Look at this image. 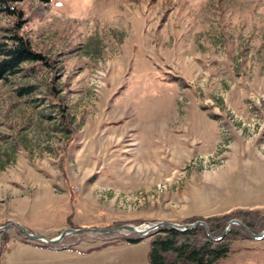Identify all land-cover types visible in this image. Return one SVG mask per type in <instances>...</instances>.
I'll return each mask as SVG.
<instances>
[{
  "label": "rangeland",
  "instance_id": "rangeland-1",
  "mask_svg": "<svg viewBox=\"0 0 264 264\" xmlns=\"http://www.w3.org/2000/svg\"><path fill=\"white\" fill-rule=\"evenodd\" d=\"M0 13L44 61L0 81V227L204 226L179 236L264 264V0H25ZM1 54V52H0ZM1 58V56H0ZM24 89H29L25 92ZM141 237L75 233L58 245L0 232V264H150ZM186 251V254H183ZM188 251V253H187Z\"/></svg>",
  "mask_w": 264,
  "mask_h": 264
},
{
  "label": "trees",
  "instance_id": "trees-1",
  "mask_svg": "<svg viewBox=\"0 0 264 264\" xmlns=\"http://www.w3.org/2000/svg\"><path fill=\"white\" fill-rule=\"evenodd\" d=\"M25 0H0V13L11 14L12 9L10 8L12 3L24 2ZM0 47V81L6 80L8 77H13L21 68L23 64L41 62L45 59L39 56L31 48V45L24 41L21 37H14L12 40V46L7 47L2 45ZM29 89H24L28 92ZM159 233H166L165 237L154 240L150 243L149 263L150 264H163L165 254L174 252L175 241L181 236L189 235L192 233L191 230L179 231L171 228H164ZM142 241V237L139 239L128 240L129 244H137ZM192 251L189 252L188 259L190 264H219V261L228 257L229 248L223 245H216L213 247V242L208 241L206 244L199 246H192ZM188 253V251H187ZM186 254V251H183ZM187 255V254H186Z\"/></svg>",
  "mask_w": 264,
  "mask_h": 264
},
{
  "label": "water",
  "instance_id": "water-1",
  "mask_svg": "<svg viewBox=\"0 0 264 264\" xmlns=\"http://www.w3.org/2000/svg\"><path fill=\"white\" fill-rule=\"evenodd\" d=\"M234 224L241 225V223L238 222V221H236V220L230 221L229 224H228V226L226 227V229H224L223 235L221 237H218V238H215V239H213V237L211 236V234H209V232H208V230H209L208 229V226L204 222H201L200 224L197 223L195 225H191V226H187V227H185L184 225H178V224H174V223L171 224V223H165V222H163V223H159V225L147 227L144 230L143 229H139V228L134 227V226L129 227L128 225L121 226V227H117V229L113 228V229H107V230H103V231H101L99 229H89V230H87V229H81V230H75V231L73 229H66L65 231H63L61 233L60 236H58L57 238H55L53 240H50L48 238H45L44 236L31 235L30 233H28V231L24 227H22L20 225L18 226V225L14 224V223L7 224V225H5L4 228L0 227V232H2V231L5 232V230H7L8 227H10V226L13 225V226H16L17 228H21L22 231L24 232V234L26 235L25 237H27V239H29L31 241H34V240L37 241L38 240V241H43L46 244L48 243V244H52V245H58V244H61V242L64 240L63 238L66 235H68V234H73L74 235L75 233H82V232H87L88 234L89 233H101V235H103V234H107V233H114V232L117 233L119 231H129L130 234L133 233V234H135V235H137L139 237H144L145 238V236L148 235V233L150 231H154L156 229L158 230L159 227H165V226H167V227H171V229H176V230H179V231H185V232H187L188 230L194 229L198 225L199 226L202 225V226H204L206 228V234H208V236L213 240V242H215V241L222 240L227 234H229V230L231 229V227ZM243 227H244V229L247 232L250 233V235L255 240H260V239H263L264 238V231H262L260 234L255 235L254 233H252V232H250L248 230V227H246V226H243Z\"/></svg>",
  "mask_w": 264,
  "mask_h": 264
}]
</instances>
